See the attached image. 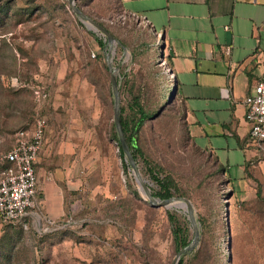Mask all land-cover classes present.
Listing matches in <instances>:
<instances>
[{
    "label": "rangeland",
    "instance_id": "obj_1",
    "mask_svg": "<svg viewBox=\"0 0 264 264\" xmlns=\"http://www.w3.org/2000/svg\"><path fill=\"white\" fill-rule=\"evenodd\" d=\"M9 2L0 14V156L39 112L47 128L36 173L45 190H39L38 207L22 226L0 225V264H171L176 253L167 212L181 220L187 208L177 206L181 202L152 207L118 153L106 38L77 17L68 0ZM75 5L119 42L110 65L124 117L131 116V88L141 90L146 108L158 111L173 91L166 89L165 61L154 57L160 37L139 19L124 16L117 0ZM95 39L105 43L104 50ZM34 88L46 99L35 101ZM183 115L175 97L142 128L136 146L161 168V176L174 180L173 198L191 203L197 225L205 214L219 220L218 264H264V154L250 161L240 183H230L209 154L194 148ZM137 169L156 190L141 158ZM53 180L61 187L63 213L57 218L46 198ZM258 187L262 201L256 199Z\"/></svg>",
    "mask_w": 264,
    "mask_h": 264
},
{
    "label": "crops",
    "instance_id": "obj_2",
    "mask_svg": "<svg viewBox=\"0 0 264 264\" xmlns=\"http://www.w3.org/2000/svg\"><path fill=\"white\" fill-rule=\"evenodd\" d=\"M120 6L163 36L189 136L240 183L247 164L264 153V143L258 149L250 139L243 104L264 77V0H120ZM48 186L57 218L61 187L54 180ZM37 187V194L45 190Z\"/></svg>",
    "mask_w": 264,
    "mask_h": 264
},
{
    "label": "trees",
    "instance_id": "obj_3",
    "mask_svg": "<svg viewBox=\"0 0 264 264\" xmlns=\"http://www.w3.org/2000/svg\"><path fill=\"white\" fill-rule=\"evenodd\" d=\"M5 0H0V3H3ZM9 1L12 0H6V2L4 4H2V6L0 7V14H3L5 12H7L9 10L8 8V4L10 3ZM77 1V0H76ZM75 1V3H76ZM120 12L124 15V16H128V17H133V16H129L123 13L121 6H120V0H117ZM76 6V5H75ZM77 7V6H76ZM79 8V7H78ZM80 9V8H79ZM81 10V9H80ZM82 11V10H81ZM90 18V17H89ZM136 19H139L140 21L144 22L142 19L134 17ZM93 19L95 22H97L98 24H100L102 27H104L115 39V35L112 31H110V29H108L107 26H105L104 24H102L101 22L97 21L94 18ZM145 23V22H144ZM148 28H150V30L152 32H154L157 36L160 37L161 34H159L157 31H155L149 24L145 23ZM97 42V45L99 46V48L101 50H104L105 48V43L102 40L99 39H95ZM124 46V44H123ZM126 47V46H125ZM153 52H154V57L156 59H162V61L166 63V71L167 69L169 70V72L172 73V67H171V63L170 60L168 58V56L165 55V48H162V41L159 38L158 39V45L156 47L153 48ZM169 73H166V89L169 90L170 92L172 91V94L169 93V97H168V101L166 103H164L158 111L154 112L153 110H150L148 108H146L144 106L143 100H144V94L141 92V90H139L137 93H132V88H131V103L129 105V111L131 112V116H129L127 119L124 117V112L125 109L121 106L120 104V123H121V127L123 130V134L125 137V140L128 144V147L130 149V152L133 156V159L135 160V163L137 165L138 163V158H141L144 162L145 165V171L146 174L149 176L150 180L156 185L157 189L153 190L150 189V193L153 196V198L158 199L160 201L162 200H166L169 198H173V195L175 193H178V189L175 185L174 180L168 176V175H160V170L161 168L153 163H151L149 160H146L142 153V151L136 146L135 141L137 140L138 134L140 133V131L142 130V128L146 125V123L152 119H156L157 117H159L164 109L165 106L170 104L173 99L175 97H177V94L175 92L174 89V84L169 85ZM178 98V97H177ZM184 110V109H183ZM185 128H186V133L187 136L189 138V140L191 141L192 145L194 146V148L196 150H198L199 152L202 153H207L209 154L217 163V167L219 169V171L226 175V168L224 166H222L215 157H213L210 153L199 149L195 143L193 142V140L191 139V137L189 136L188 133V129H187V125L185 123V114L183 115L182 118ZM115 138L118 141V136L116 133ZM119 143V141H118ZM118 153L120 155V157L124 156L123 150L119 144L118 146ZM264 153H260L259 155H263ZM249 164H247V166L245 167V176L244 178L248 175V171H249ZM127 167V165H126ZM35 172H36V165H35ZM229 182L233 183V179H231L229 176ZM261 191H260V187H258V189H256V199L257 201H262L261 198ZM167 218L169 221V226H170V232H171V238H172V244H173V249L174 252L177 254V252L179 250H181L182 248H184L185 246H187L190 243V238L192 235L191 232V225L190 222L188 221L187 218H182L181 220H178L175 216H173L172 214H170L169 212H167ZM29 217L24 218L22 221L18 222V223H1L0 225L2 226H22V224L28 220ZM226 228L227 230L229 229V225H228V218L226 220ZM219 220H215L212 216V214H205L202 215L199 220H198V227H199V232H200V236H199V242L197 244V246L190 252L185 253L184 255L181 256L178 264H218V254H219V248L217 245L218 242V236H217V231H219ZM228 233V231H227ZM8 246V243L7 245Z\"/></svg>",
    "mask_w": 264,
    "mask_h": 264
},
{
    "label": "built area",
    "instance_id": "obj_4",
    "mask_svg": "<svg viewBox=\"0 0 264 264\" xmlns=\"http://www.w3.org/2000/svg\"><path fill=\"white\" fill-rule=\"evenodd\" d=\"M92 57L95 56L93 53ZM167 73H170L167 69ZM35 101L45 100L46 93L32 91ZM245 120L250 126V139L258 149L264 143V77L243 99ZM47 120L36 112L32 124L15 132L11 147L0 156V222L18 223L31 218L38 207V180L35 165L41 154Z\"/></svg>",
    "mask_w": 264,
    "mask_h": 264
},
{
    "label": "water",
    "instance_id": "obj_5",
    "mask_svg": "<svg viewBox=\"0 0 264 264\" xmlns=\"http://www.w3.org/2000/svg\"><path fill=\"white\" fill-rule=\"evenodd\" d=\"M75 1L76 0H68V5H69V8L72 10V12L77 17H79L82 21H84L90 29H92L93 31L99 32L101 35H103L108 42L106 61H107V66H108V69L110 72V83H111L112 94H113V98H114L113 121H114L115 130H116V133L118 136L119 144L123 150L124 156L126 158V161L129 165V167L132 169V171L134 173L136 182L141 187L143 194L146 196L149 204L152 207H169L173 203L181 202V206H186V208H187V213H188L187 219L190 222V225L192 227L193 237H192L190 243L187 246H185L184 248H182L181 250H179L177 252V254L175 255L171 264H177L179 262L181 256L187 252L192 251L197 246V244L199 242V236H200L199 227H198L197 222L194 218L191 203L187 199H184V198H169V199L157 202V200L155 198H153V196L151 195L148 186L145 184V182L141 178L140 173L137 169V165L135 163V160L133 159V156L130 152L128 144L125 140L123 130L121 127V123H120V93H119L117 82H116L115 77H114V70L111 68V65H110V58H111V52H112L113 45L119 44V42L104 27H102L100 24L95 22L93 19L89 18L78 7H76ZM160 39L162 41V48L164 49L165 43H164L162 35H160ZM228 235H229V229H228ZM229 240H230V238H229Z\"/></svg>",
    "mask_w": 264,
    "mask_h": 264
},
{
    "label": "bare ground",
    "instance_id": "obj_6",
    "mask_svg": "<svg viewBox=\"0 0 264 264\" xmlns=\"http://www.w3.org/2000/svg\"><path fill=\"white\" fill-rule=\"evenodd\" d=\"M177 203V202H176ZM177 206H181V203L180 204H177ZM178 208V207H177Z\"/></svg>",
    "mask_w": 264,
    "mask_h": 264
}]
</instances>
